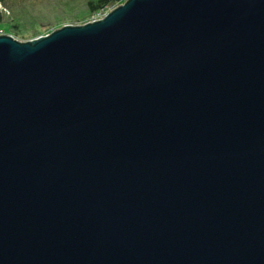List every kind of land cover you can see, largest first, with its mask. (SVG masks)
Returning a JSON list of instances; mask_svg holds the SVG:
<instances>
[{
  "label": "water",
  "instance_id": "obj_1",
  "mask_svg": "<svg viewBox=\"0 0 264 264\" xmlns=\"http://www.w3.org/2000/svg\"><path fill=\"white\" fill-rule=\"evenodd\" d=\"M0 264H264V0L0 37Z\"/></svg>",
  "mask_w": 264,
  "mask_h": 264
},
{
  "label": "trees",
  "instance_id": "obj_2",
  "mask_svg": "<svg viewBox=\"0 0 264 264\" xmlns=\"http://www.w3.org/2000/svg\"><path fill=\"white\" fill-rule=\"evenodd\" d=\"M126 0H0V31L26 43L66 25L98 20Z\"/></svg>",
  "mask_w": 264,
  "mask_h": 264
},
{
  "label": "rangeland",
  "instance_id": "obj_3",
  "mask_svg": "<svg viewBox=\"0 0 264 264\" xmlns=\"http://www.w3.org/2000/svg\"><path fill=\"white\" fill-rule=\"evenodd\" d=\"M126 1H127V0H126ZM126 1H125V2H126ZM125 2H124V3H125ZM124 3H123V4H124ZM123 4H122V5H123ZM120 6H121V5H120ZM114 9H115V8H114ZM114 9H113V10H114ZM111 11H112V10H111ZM111 11H110V12H111ZM110 12H109V13H110ZM107 14H108V13H107ZM107 14L103 15V16L100 17L98 20L103 19ZM98 20H97V21H98ZM66 26H71V25H66ZM66 26H65V27H66ZM51 34H52V33H51ZM49 35H50L49 33H44V34H42V35H39L37 38L31 39V40L28 41V42L35 41V40L40 39V38H42V37H47V36H49ZM2 36H6V35L0 31V37H2ZM11 38H13V37H11ZM13 39L15 40V38H13ZM16 41H18V42H22V41H19V40H17V39H16ZM26 43H27V42H26Z\"/></svg>",
  "mask_w": 264,
  "mask_h": 264
},
{
  "label": "built area",
  "instance_id": "obj_4",
  "mask_svg": "<svg viewBox=\"0 0 264 264\" xmlns=\"http://www.w3.org/2000/svg\"><path fill=\"white\" fill-rule=\"evenodd\" d=\"M95 21H97V20H94L93 22H95Z\"/></svg>",
  "mask_w": 264,
  "mask_h": 264
}]
</instances>
